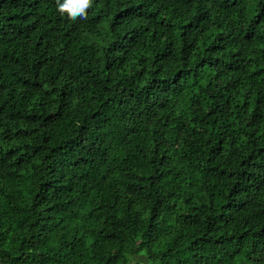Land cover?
<instances>
[{
  "label": "trees",
  "instance_id": "1",
  "mask_svg": "<svg viewBox=\"0 0 264 264\" xmlns=\"http://www.w3.org/2000/svg\"><path fill=\"white\" fill-rule=\"evenodd\" d=\"M0 264H264V0H0Z\"/></svg>",
  "mask_w": 264,
  "mask_h": 264
},
{
  "label": "clouds",
  "instance_id": "2",
  "mask_svg": "<svg viewBox=\"0 0 264 264\" xmlns=\"http://www.w3.org/2000/svg\"><path fill=\"white\" fill-rule=\"evenodd\" d=\"M58 10L61 13H68L71 19H76L77 17H85L86 10L91 7L92 0H56Z\"/></svg>",
  "mask_w": 264,
  "mask_h": 264
},
{
  "label": "rangeland",
  "instance_id": "3",
  "mask_svg": "<svg viewBox=\"0 0 264 264\" xmlns=\"http://www.w3.org/2000/svg\"><path fill=\"white\" fill-rule=\"evenodd\" d=\"M137 260H139V258Z\"/></svg>",
  "mask_w": 264,
  "mask_h": 264
}]
</instances>
